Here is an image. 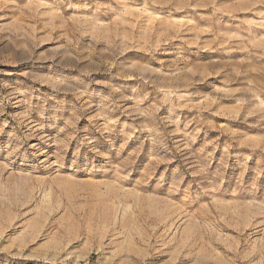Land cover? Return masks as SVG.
Instances as JSON below:
<instances>
[{"label": "rangeland", "instance_id": "1", "mask_svg": "<svg viewBox=\"0 0 264 264\" xmlns=\"http://www.w3.org/2000/svg\"><path fill=\"white\" fill-rule=\"evenodd\" d=\"M0 264H264V0H0Z\"/></svg>", "mask_w": 264, "mask_h": 264}]
</instances>
